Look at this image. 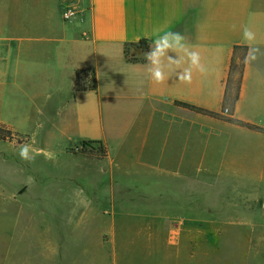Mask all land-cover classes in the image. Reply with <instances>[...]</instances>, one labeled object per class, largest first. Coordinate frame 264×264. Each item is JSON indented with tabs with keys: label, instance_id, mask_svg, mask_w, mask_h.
Returning <instances> with one entry per match:
<instances>
[{
	"label": "crops",
	"instance_id": "1",
	"mask_svg": "<svg viewBox=\"0 0 264 264\" xmlns=\"http://www.w3.org/2000/svg\"><path fill=\"white\" fill-rule=\"evenodd\" d=\"M66 5L74 6L78 16L62 26L59 18ZM244 26L256 33V44L264 52V0H0V86L11 82L25 93L32 74L38 73L37 95H43L44 103L37 104V111L42 117H60L61 125L55 131L75 147V161L97 166L106 160L113 170L121 169L122 163L139 166L128 174L148 180L150 187L120 185L125 188L111 197L123 199H114L112 210L116 213L126 205L125 198L136 195L150 198L151 207L165 206L167 215L159 228L183 257L181 240L174 245L170 238L175 230L199 228L206 221L198 200L190 199L199 194L189 188L178 193L167 186L164 195L169 199L155 200L162 194L152 190L153 182L171 180L174 175L156 166H185L182 180L196 181L194 172H209L211 168L204 166L213 165L222 181H232L241 176L246 179L251 173L248 166L264 161V55L245 65L239 100L233 112L223 114L234 47L247 46ZM157 28L184 35L200 51L210 73H194L191 84L175 77L163 85L147 80L144 52L131 50V57L144 60L131 63L125 58L124 46L144 39L151 43L145 37H151ZM55 60L56 72L44 71L54 70ZM60 66L65 71L64 85ZM77 71H93L97 90L74 93ZM176 102L218 116L191 111ZM227 118L260 127L263 132L230 124ZM0 125L17 132L7 124ZM85 141L101 142L107 157L98 161L79 153ZM115 148L117 154L112 157ZM225 197L232 214L226 213L227 220L214 215L217 220L210 222L253 227L249 217L241 215H249L241 207L246 203H239L246 201L247 194L233 189ZM108 233L116 246L115 230ZM7 235L0 232V264H12V240L7 241Z\"/></svg>",
	"mask_w": 264,
	"mask_h": 264
},
{
	"label": "rangeland",
	"instance_id": "2",
	"mask_svg": "<svg viewBox=\"0 0 264 264\" xmlns=\"http://www.w3.org/2000/svg\"><path fill=\"white\" fill-rule=\"evenodd\" d=\"M59 19L62 26L68 25ZM57 62L54 70L44 71L56 72ZM60 74L64 85L61 66ZM37 77L38 73L32 74L25 93L11 82L0 86V123L17 131L12 141L0 140V232L9 233L7 241L12 240V264H264V161L248 166L251 173L246 179L241 176L232 181H222L213 165L204 166L211 168L209 172H194L196 181L182 180L185 166H156L174 175L171 180L153 182L152 190L162 194L155 200L169 199L164 195L167 186L178 193L189 188L199 194L190 199L198 200L206 218L199 228L175 230L171 235L172 244L179 239L183 243L180 248L185 254L180 257L178 248L168 243L159 228L167 215L165 206L151 207L150 198L136 195L125 198L126 205L116 213L112 210L113 200L123 199L111 197L125 188L120 185L150 187L148 180L128 174L140 167L122 163V172L113 170L106 160L97 166L75 161V147L55 131L61 125L60 117H42L37 111V104L44 103L43 95H37ZM23 140L54 153L55 160L41 154L31 164L22 161L17 153ZM116 151L111 150L112 157ZM29 176L34 183H27ZM233 189L247 194L246 201L239 203H246L241 207L249 215H241L249 217L253 227L210 222L217 220L215 216L227 220L226 213L232 214L225 196ZM114 214L117 216L112 219ZM112 229L118 239L116 246L108 233Z\"/></svg>",
	"mask_w": 264,
	"mask_h": 264
},
{
	"label": "clouds",
	"instance_id": "3",
	"mask_svg": "<svg viewBox=\"0 0 264 264\" xmlns=\"http://www.w3.org/2000/svg\"><path fill=\"white\" fill-rule=\"evenodd\" d=\"M243 39L247 45L244 55V63L255 62L264 52L256 44V33L248 26L243 27ZM149 51L144 53V69L146 79L156 85H163L170 78H177L185 84H191L193 74L198 73L207 76L211 69L203 62L200 51L196 50L178 31L154 29ZM19 158L29 164L33 163L37 156L43 154L48 160H55V154L45 152L34 147V144L24 143L18 149ZM34 178L29 176L27 183H34Z\"/></svg>",
	"mask_w": 264,
	"mask_h": 264
},
{
	"label": "trees",
	"instance_id": "4",
	"mask_svg": "<svg viewBox=\"0 0 264 264\" xmlns=\"http://www.w3.org/2000/svg\"><path fill=\"white\" fill-rule=\"evenodd\" d=\"M150 42L148 40H141L137 43H129L124 46V55L125 58L131 63H140L144 60L136 59L130 56L131 50H141L142 52L149 51ZM247 51V46H235L234 53L230 65V70L228 74V78L226 81V89L223 107L229 108L230 112L234 111L236 103L239 100L240 96V88L243 79V73L245 68L244 63V55ZM86 81H89V84H86ZM97 90V81L95 77V73L92 72H84L77 71L76 72V80L74 82V93L86 92V91H96ZM177 106L186 108L191 111H195L198 113H202L205 115L217 117L218 114L209 112L207 110L192 106L190 104L176 102ZM223 108V109H224ZM226 121L230 124L247 128L251 131L263 132V129L248 123H245L240 120H236L233 118H227ZM15 138L14 133L10 130H6V128L2 125L0 126V140L2 141H12ZM26 140L21 141V144L25 143ZM82 148L78 151L81 154L86 155L89 158L95 160H103L107 157V151L102 146L101 142L97 141H85L81 144ZM76 151V150H75ZM74 151V152H75Z\"/></svg>",
	"mask_w": 264,
	"mask_h": 264
},
{
	"label": "built area",
	"instance_id": "5",
	"mask_svg": "<svg viewBox=\"0 0 264 264\" xmlns=\"http://www.w3.org/2000/svg\"><path fill=\"white\" fill-rule=\"evenodd\" d=\"M78 16V11L74 6L66 5L63 7L62 10V17L66 21H72ZM223 114L228 115L229 114V109L224 108L223 109Z\"/></svg>",
	"mask_w": 264,
	"mask_h": 264
}]
</instances>
